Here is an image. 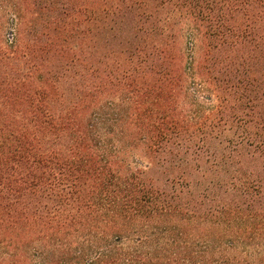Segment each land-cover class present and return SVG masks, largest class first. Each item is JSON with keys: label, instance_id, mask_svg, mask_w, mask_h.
I'll list each match as a JSON object with an SVG mask.
<instances>
[{"label": "trees", "instance_id": "16d2710c", "mask_svg": "<svg viewBox=\"0 0 264 264\" xmlns=\"http://www.w3.org/2000/svg\"><path fill=\"white\" fill-rule=\"evenodd\" d=\"M141 1L0 0V264H264V0L240 26L187 0L216 37L209 112L148 27L112 63L85 45L127 10L148 22Z\"/></svg>", "mask_w": 264, "mask_h": 264}, {"label": "rangeland", "instance_id": "374dc122", "mask_svg": "<svg viewBox=\"0 0 264 264\" xmlns=\"http://www.w3.org/2000/svg\"><path fill=\"white\" fill-rule=\"evenodd\" d=\"M141 4L142 7L148 8V11L150 10L149 12L152 14L148 22L143 21V9L139 8L136 9V11H132V9L127 10L130 12L121 20L120 24H117L118 29L112 24L108 25L104 32H99L96 35H94L93 30L87 32L85 34L87 36L85 44L87 48L92 49L94 46H101L105 58L108 59L109 63H112L114 62L113 60L116 59L115 50L122 49L119 44L126 49L127 45H130L135 40H140L141 37H143L142 30L144 27H148L151 29L150 36L148 37L150 41L160 43L167 47L172 43L175 45L176 59L182 64L183 68H185L183 77V81L185 80V82L183 83L184 87L186 86L187 88L189 100L183 99L187 102L188 108L197 109L200 112H209L215 109L218 103L217 93L208 81H205V79L199 80L200 72L197 68V64L201 62L205 52H207L208 43H213L214 40H216V37L211 38L208 36L206 38L202 35L209 24L204 14L198 15V11L193 9L187 0H142ZM242 5L243 4L239 0H221L218 12L219 14L222 12L226 13L230 6H236L239 9V13L238 10H235L233 15H235L234 17L236 18L232 20V22L233 24L237 23V26L244 25L250 22L251 13L253 11L248 8L246 2L244 6ZM1 7L2 6H0V14L4 12ZM243 10L247 12V16L244 14ZM261 15L262 20H256V23L260 26L264 25V13H261ZM7 21L8 23L4 29L3 38L7 43H12V40L19 34V28H17L19 24H17V17H15L12 12L8 14ZM137 25H139V28H135ZM28 29L31 28L28 27ZM135 35L138 36L135 37ZM32 36V33H27V37L30 41H32ZM124 49L122 53L123 57L120 54L119 56L126 60V58H130V54H127ZM195 58L196 62H194ZM136 59L137 57L134 56L133 60L135 61ZM38 61L36 62L38 63ZM194 63L196 67L193 68ZM261 69H263L262 65ZM200 82L202 86L199 84Z\"/></svg>", "mask_w": 264, "mask_h": 264}]
</instances>
